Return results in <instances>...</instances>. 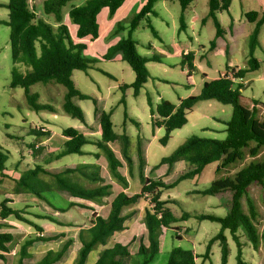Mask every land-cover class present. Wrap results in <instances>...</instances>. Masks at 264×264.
Here are the masks:
<instances>
[{"label": "trees", "instance_id": "trees-1", "mask_svg": "<svg viewBox=\"0 0 264 264\" xmlns=\"http://www.w3.org/2000/svg\"><path fill=\"white\" fill-rule=\"evenodd\" d=\"M74 0H44L43 11L47 15H52L54 24L38 17L36 7L31 6L30 0H8L7 3H0L9 11L8 19L1 22L10 29V51L12 59L10 87L15 89L21 87L25 90L27 102L30 108L36 112L47 110L56 114L57 108L50 104H40L39 94L31 93L30 87L41 83L44 85L54 84L66 88L62 110L68 116L79 120L82 124L88 125L83 110L76 104V100H92L95 115H99L101 133L99 137L87 136L74 127L65 128L62 135L66 138L63 148L57 154L50 155L49 162L58 160L67 155L93 156L96 160L104 156L108 162V168L113 181L122 187L123 191L115 194L109 203L107 215L94 214L89 226L79 231L78 239L81 244L78 251L76 264H86L91 252L100 245L106 246L117 233L126 229V221L133 217V212L123 213L126 208L137 204L145 198L150 208L146 209L144 224L146 235L140 239L139 248L136 255H131L127 246L116 243L112 247L104 248L98 260L94 264H133L136 257L140 258L138 264H151L160 253V236L162 230H174L175 237L182 239L177 231L180 227H175L179 221H186L192 215L184 212L177 217L168 207L169 203L178 204L176 200H163V193L175 188L180 182L192 179L202 174L204 169L213 163H217L216 178L211 185L196 193L210 196H217L220 202H224L228 213L223 216L213 214H199V220H208L220 225V231L212 237L207 245L204 258L209 259L211 246L215 242L220 244L221 262L228 263L230 246L226 232H230L233 241L237 246V264H247L244 259L243 247L248 245L252 250L259 252L264 246V224L260 228L261 213L256 200L251 195V187L257 185L264 189V120L258 116L257 100L245 97L242 94L244 88L243 81L251 72L260 69V62L255 57V50L259 45L261 28L264 25V0H261L262 12L251 11L245 14L248 21L253 22L255 27L249 36V60L245 68L227 67L226 71L218 78L205 81L199 94L190 95L181 99L178 104L162 99L155 107L152 98L148 95V104L151 107L152 125L157 128H164L165 135L161 142L165 144L171 139L175 130L183 128L188 123V115L201 101L216 100L222 104H230L233 111L229 120L224 121L226 125L225 139H213L193 135L180 145L170 156L161 161L162 164L174 165L179 161H187L192 164V168L182 173L174 182L166 183L162 179H151L144 174L145 158L142 147L138 145L139 177L141 189L138 193L128 195L125 190L129 188L126 176L120 172L121 160L111 148V143H121V149L127 160L129 173H132V160L126 155L129 145V137L126 134L119 135L114 130L112 121L113 109L101 111L98 107V100L81 91L72 78L74 71L88 72L92 69L100 70L98 66L102 60L110 61L117 54L122 56L135 73V81L131 86L133 95L139 96L141 90L151 79V73L147 64L151 61H158L156 55L145 56L138 52L139 41L134 37L135 30L142 21H146V27L150 29L155 37H159L157 30L150 22V16L156 15L155 4L160 0H146L141 11L131 19L117 24L113 35L128 30L126 37H122L115 45L109 47L102 56V60L89 58L84 51L87 45L83 42L75 43L69 32L68 26L64 23L63 9L68 3ZM182 14L180 16V28H184L185 10L194 0H178ZM233 0H210L209 16L213 18L216 28L215 38L211 45L214 46L216 40L222 37L224 30L217 17V13L228 11ZM125 0H87L83 5L72 7L69 10L70 21L76 25V38H90L95 40L99 37L98 15L103 8H108L110 17H113L117 10L123 5ZM151 49V45H146ZM183 64H187L190 71L195 69L193 64V53L184 55ZM22 66L26 67V72H22ZM102 71V70H101ZM109 77V73L103 71ZM191 73V72H190ZM188 76H190L188 74ZM123 103L124 100L121 99ZM129 118L125 111V122ZM137 126L134 119H131ZM33 134L43 135L44 132L33 130ZM86 146H92L94 150H88ZM35 149V146H31ZM41 151V150H40ZM40 151L37 153H40ZM8 155L0 146V175L6 171ZM44 173L53 177V188L59 193L68 194L71 198L83 201H90L98 205H103L104 200L113 195V186L107 183L101 173V166L97 163H87L66 167L61 172L52 173L49 170L37 166L33 170L26 172L29 174ZM22 189L19 192H29L44 200L52 208L60 213H65L72 207L88 208L79 202H67L64 206L57 208L50 200L51 195L46 193V189L52 190L48 182L42 180L45 191H38L27 183V178L21 177L14 180ZM89 182L92 187L85 186L82 182ZM227 198V202H225ZM11 200L5 199L0 203V219H8L13 216L22 221L39 233L43 228L24 216L26 212L13 209L9 206ZM90 209V208H88ZM28 214V213H27ZM34 218L49 220L57 225H70L61 221L51 214H31ZM1 226V225H0ZM58 236H41L29 239L22 245L17 264H24L28 257V247L38 241H51ZM13 239L11 234L0 232V259L8 252V243ZM148 241V244L146 243ZM242 240L245 241L242 242ZM73 242L68 241L58 252L49 251L38 264H55L60 261ZM197 256L193 250L175 247L168 253L165 264H198Z\"/></svg>", "mask_w": 264, "mask_h": 264}, {"label": "rangeland", "instance_id": "rangeland-1", "mask_svg": "<svg viewBox=\"0 0 264 264\" xmlns=\"http://www.w3.org/2000/svg\"><path fill=\"white\" fill-rule=\"evenodd\" d=\"M43 1L30 0V4L36 7L38 17L54 24L53 16L47 15L43 11V6H41ZM85 1L87 0H74L64 7L63 12L68 13L71 6H81ZM193 6L196 7V14L201 15V18L196 20V26L180 32V37L183 44L186 42L184 45H188V48L192 50L190 52L193 53V59H195V69L190 71L188 65L183 64L182 57L175 54L174 50L175 44L178 43L177 28L180 25L179 16L181 8L179 3L176 2L173 13V8L172 11L168 12L165 4L160 1L155 5V10L158 12V15L150 16V22L158 32H161L160 34L163 40L161 41V39L153 36L150 29L146 27V21L141 22L136 33L138 39L143 41L145 45L155 44L153 53L159 57L158 61H152L147 64L151 73V79L141 90L139 96L135 97L133 95V89L131 87H124V90L121 89V85L131 86L135 81L134 71L124 61H102L98 64L100 70H89L88 72L93 74L94 80L96 81L94 84L90 82V79L83 82L82 75L80 77L78 75L75 76L74 80L78 84V88L84 93L93 97L94 95L105 96L110 93V104H103L102 102V107L105 111H109L112 105L114 111L112 121L115 132L119 135L126 134L130 140L126 155L132 160V173H129L127 160L121 149V143L114 144L115 147H113V150L119 153L121 168L126 173L127 179L130 182L129 188L126 189L128 195L138 193L142 186L139 177L138 143L142 146V151L146 156L144 174L154 180L169 179L174 181L180 173L191 169L192 164L187 161H181L175 167L168 164L161 165L160 163L163 158L170 156L193 135L213 139H225L226 137V125L224 121L230 119L233 107L230 104H222L216 100L199 102L189 114L188 123L182 129L174 131L171 139L165 144L161 142V139L165 135L164 128H157L152 125V113L151 107L148 104V95L151 96L154 107L162 99L177 104L180 99L200 93L204 81L218 78L221 73L226 71L228 66L239 68L248 66L249 36L255 24L248 21L245 14L251 11H260V0H235L230 10L222 12L221 17L218 16L220 21L226 27L232 26L233 31L228 33V36L220 37L216 40L214 46L211 45L216 33L214 21L211 17L207 18V20H202L208 14L209 0H198ZM189 12L192 15V11L189 10ZM70 24L73 23L71 22ZM119 33L123 35V31ZM70 36L75 37V34L71 32ZM9 40L10 29L5 26H0V146L8 155L4 174L15 180H20L21 177H25L27 178V183L38 191H45L46 188L42 182V180H45L52 189L49 191L46 189V193L52 196L50 200L56 203L54 200L62 198V201L66 203L65 199L69 201L71 197L66 193L60 196L52 186L54 183L52 176L44 173L27 175L26 172L35 169L37 166H41L52 173H57L72 165H78L84 162H95L101 166V173L106 182L111 183L113 186V195L106 198L104 204L101 205L104 208L100 211V215H107L109 203L113 196L122 190V187L112 180L108 162L104 156L96 160L90 155L80 156L72 154L49 162V156L59 153L63 148L66 138L62 135V132L65 128H78L88 136L97 134L99 131V115H95L94 112L93 116V101H75L83 110L86 119L90 120L89 125L86 126L79 120L63 112L62 104L66 92L65 87L38 83L30 87V92L39 94L40 99L38 102L40 104L53 105L57 108L58 112L54 114L47 110H41L40 112L32 110L27 102L25 90L21 87L15 89L10 87L13 63L11 51L9 50ZM181 47L184 46L182 45ZM145 49L148 48L142 46V44L138 45V52L141 55ZM161 50L164 52L162 53ZM255 57L260 62V69L249 73L243 81V83L246 81L243 88V95L250 99H256L261 103L258 109V116L264 120V25L261 28L259 45L255 50ZM21 69L22 72H26L27 70L24 66ZM163 69H167V72H164ZM103 71L114 73L113 78L106 75ZM190 72L192 74L189 77L188 74ZM119 79H121L122 83L120 85L117 83ZM91 86H93L92 89L90 88ZM121 99L124 100L123 103ZM125 111H127L129 116L126 122ZM131 119L139 123V126ZM205 127L207 129H203ZM33 130L44 133L43 135H35L32 133ZM32 145L35 146V149L31 147ZM117 146L119 149H117ZM86 148L88 150L95 149L92 146H86ZM37 150L38 152L41 150L40 153H37ZM170 168H172L171 172H169ZM216 168L217 163L210 164L204 169L202 174L192 179L184 180L175 188L163 193V200L172 199L178 201V204H168V207L176 216L180 217L184 212H188L192 217L186 221H179L174 224L175 227H180L179 231H177L179 235L181 237L186 236L182 239L175 237L174 230H162L160 236V240L162 239L163 242L162 253L151 264H165L168 253L175 247L193 250V242L191 243L188 238L195 240V250L201 253L198 254L200 256L198 259L199 264H222L221 248L218 242L212 244L210 258L206 259L203 257L209 240L220 231V225L216 222L196 218V215L199 214H213L223 217L228 213L225 205H223L224 202H220L217 196L196 193V191L204 190L211 185L212 181L216 178ZM122 169L121 172H123ZM165 173H168V176H163ZM0 178L2 179V177ZM11 179L3 177L2 181H4L0 182V194L2 192L7 195L8 199L15 200L16 202L9 203L10 207L26 212L24 216L32 219L34 222L39 221L42 223L48 230V233L56 232L61 228L49 220L36 219L32 215L30 216V210L34 209L39 213L52 212L58 217L77 221L78 225L86 226H89L88 223H90L94 214H98L93 211L94 206L90 202L89 208L92 207L93 209L73 207L66 213L60 215V212L54 211L48 203L34 194L19 192L22 188ZM82 183L87 187L96 186L85 181ZM251 195L256 200L260 209L261 220L259 225L261 228L264 224V189L253 185L251 187ZM3 198L0 199L1 203L4 201ZM31 198L39 199L40 204L36 205L33 201L29 202ZM224 200L227 202L228 199L225 198ZM94 205L97 206L98 204L94 203ZM149 207V203L141 201L135 206L126 208L123 212L125 214L134 211L136 216L133 218V221L138 222V225L143 228L145 235L146 227H143L144 215L145 210ZM8 219L18 224L15 227L16 233L24 237L25 240L37 235V230L30 225L17 220L13 216ZM227 234L230 246V255L227 264H237V246L230 232L227 231ZM242 242L245 244L244 240ZM146 243L148 244L147 240ZM97 248L95 249L96 251H98ZM96 251H92L91 257L86 264L92 263V260L97 254ZM243 252L247 264H264V246L259 252H256L248 245H245ZM77 258L78 252L76 258L73 254L68 255L66 263L76 264ZM139 261L140 258L136 257L133 264H138Z\"/></svg>", "mask_w": 264, "mask_h": 264}, {"label": "crops", "instance_id": "crops-1", "mask_svg": "<svg viewBox=\"0 0 264 264\" xmlns=\"http://www.w3.org/2000/svg\"><path fill=\"white\" fill-rule=\"evenodd\" d=\"M162 1L165 6H166V10L168 12L172 11V8H173V13L175 11V5H176V2L179 3L178 0H160ZM158 1V2H160ZM210 1V0H209ZM235 0L232 1L231 3V6L233 4ZM8 0H0V3H7ZM86 2V1H85ZM198 2V0H194L192 1L187 9L185 10V24H184V28H180V25L179 27L177 28V37H178V43L175 44L174 46V50H175V54L181 56L183 58L184 55H187L189 53H191L190 51H192L191 49L188 48V45H184L186 42H184L183 44V41L180 37V32L182 31H185L187 28H192L194 26L197 25V22L196 20L201 18V15H198L196 14V7L193 6L194 3ZM146 3V0H125V2L123 3V5L117 10V12L114 14L113 17H110L109 15V10L108 8H103L100 12V14L98 15V23H99V37L95 40H91L90 38H85V39H78L76 38V35L75 37L71 36L72 37V40L75 42V43H79V42H83L87 45V48L86 50L84 51V53L86 54V56H89V57H93V58H97L99 60H102V56L107 52V50L109 49V47L115 45L122 37H125L127 34H128V30H125L123 31V35H120L119 34H116V35H113L114 33V30L116 29V26L118 23L120 22H124V21H127L129 20L130 18H132V16H135L136 14H138L141 9L143 8V6L145 5ZM260 3H261V0H260ZM157 4V3H156ZM155 4V5H156ZM180 5V3H179ZM40 6V5H39ZM38 6V7H39ZM42 6V5H41ZM231 6L229 8V10L231 9ZM261 6V5H260ZM73 6H71L72 8ZM70 8V9H71ZM180 8H181V5H180ZM154 10H155V6H154ZM189 10L192 11V15H190L189 13ZM156 11V10H155ZM222 12L224 11H221L219 13H217V17H221L222 15ZM258 12H262V8L260 9V11ZM182 14V8L180 10V16ZM8 15H9V11L7 8L5 7H1L0 6V21L3 22V21H6L8 19ZM158 15V12L156 11V15H152V16H157ZM151 16V17H152ZM180 16H179V19H180ZM209 10H208V14L205 16V18H203L202 20L209 18ZM218 17V19H219ZM213 19V18H212ZM214 21V20H213ZM220 21V19H219ZM180 22V20H179ZM64 23L68 26L69 28V32L71 34V32H73L74 34H76V30H77V27L76 25L74 24H70L71 21H70V18H69V11L68 13H64ZM221 26L224 30V34L222 37H225V36H228V33H231L233 31L232 29V26H229V27H226V25H224L221 21ZM0 26H5V27H8L6 26L5 24H0ZM140 26V25H139ZM9 28V27H8ZM180 29V30H179ZM138 31V28L135 30L134 32V37L139 41V44H142V46H145L146 48H148L145 43H143V41H141L140 39H138V37L136 36V33ZM158 32V31H157ZM161 32L159 31L158 34H159V37H157V39H161V41L163 40L162 39V35L160 34ZM216 34V33H215ZM220 38V37H219ZM218 38V39H219ZM191 39V37H190ZM217 39V40H218ZM192 40V39H191ZM138 44V45H139ZM151 45V49L148 48V49H145V51H143L142 55H145V56H152L154 55V50H155V44L152 43L150 44ZM184 46V47H181V46ZM184 48V49H183ZM10 50V49H9ZM186 53H185V52ZM161 52L163 53L164 51L161 50ZM197 52V51H196ZM165 54V53H164ZM196 54V53H195ZM171 55V54H170ZM104 61V60H102ZM101 61V62H102ZM110 61H123L122 60V56L120 54H117L112 60ZM152 62V61H151ZM195 62V59H193V64ZM91 71H98L97 69H92ZM164 72H167V69H163ZM108 73V72H107ZM224 73V72H223ZM112 78L114 76V73H109ZM192 73H189V75H191ZM222 74V73H221ZM78 75L80 77V75L83 76V82L87 79H90L91 83L94 84L96 81L94 80V76L93 74H90L89 72H83V71H74L73 72V75H72V78L73 80L75 79V76ZM190 77V76H189ZM116 81V80H115ZM207 81V80H206ZM210 81V80H209ZM205 82V81H204ZM74 83L75 85L78 87V84L75 82L74 80ZM117 83L120 85L122 84L121 83V79H119L117 81ZM244 85L246 84V81L243 83ZM89 88V87H88ZM91 89L93 88V86L90 87ZM242 91V94H243V89L241 90ZM109 95H105V96H98V95H94V97L98 100V107H99V110L100 111H105L104 108L102 107V102L103 104H110V93H108ZM199 94V93H198ZM181 100V99H180ZM179 100V101H180ZM256 100V99H254ZM77 101V100H76ZM80 101V100H78ZM77 101V102H78ZM76 102V103H77ZM259 102V101H258ZM179 103V102H178ZM177 103V104H178ZM260 103V102H259ZM261 104V103H260ZM260 104L257 106V108L259 109L260 107ZM94 105V104H93ZM264 105V104H263ZM116 108V107H115ZM111 109H113L112 105H111ZM114 112V111H113ZM93 116H94V110H93ZM189 116V115H188ZM87 120V124L90 123V120L89 119H86ZM99 122V121H98ZM89 125V124H88ZM78 129V128H77ZM182 129V128H181ZM203 129H207V127L203 128ZM179 130V129H178ZM176 131V130H175ZM100 133H101V129H100V123H99V131L97 132V134H91L93 136H96V137H99L100 136ZM85 134V133H84ZM87 135V134H85ZM88 136V135H87ZM118 142L116 143H111L110 146L111 148L113 149L114 144H117ZM139 145V143H138ZM46 147V146H45ZM142 147V146H141ZM117 149L118 146H117ZM94 150V149H93ZM115 154L117 155V157L121 160L120 156H119V153L116 152V150H114ZM144 154V157H145V163H146V156H145V153ZM181 161L179 162H176L174 165H172L173 167H175L177 164H179ZM146 165V164H145ZM74 166V165H72ZM44 168V167H43ZM145 168V167H144ZM46 169V168H45ZM121 167H120V172H121ZM48 170V169H47ZM172 168H170V171L171 172ZM123 171V169H122ZM188 171V170H187ZM187 171H183L182 173L184 172H187ZM124 176L127 177L126 173L123 171L121 172ZM182 173H180L179 175H181ZM178 175V176H179ZM163 176H168V173H165ZM162 176V177H163ZM0 177H6L7 179H11L9 177H7L5 174L3 175H0ZM148 177V176H147ZM167 178V177H166ZM2 179L0 178V182H3ZM11 180H15V179H11ZM164 180L166 183H171V182H174V181H171L169 179H162ZM129 182V181H128ZM130 184V182H129ZM3 191V190H1ZM123 191V190H121ZM126 192V190H125ZM119 193V192H118ZM127 193V192H126ZM28 195V194H27ZM61 196V194H60ZM115 196V195H114ZM5 200V199H8L7 195L2 193L0 194V199ZM163 197V196H162ZM8 200H11V199H8ZM30 201H33L35 202L36 205H39L40 204V200L37 199V198H31ZM56 201V203H54V205L57 206V208H59V206H65V204H67V202H79V203H82V204H85L86 206H88V208L90 207L89 205L92 203H90V201L86 202V201H83V200H77V199H74V198H71L69 199V201H67L65 199V202L64 203L62 201V198H59L58 200H54ZM83 201V202H82ZM141 201H145L148 203V201L143 198L141 199L138 203H140ZM16 202L15 200H11L10 204L11 203H14ZM1 203V202H0ZM137 203V204H138ZM9 204V206H10ZM135 204V205H137ZM91 205L94 206V209L91 207L90 209H93L94 212H97L98 214L97 215H100V211L104 208V206H95L94 203H92ZM134 205V206H135ZM32 207V206H31ZM52 208V207H51ZM73 208V207H72ZM87 208V209H88ZM150 208V207H149ZM31 209V208H30ZM54 211H57L55 208H52ZM148 209V208H147ZM70 210V209H69ZM68 210V211H69ZM31 213H29V215L31 216V214H34V213H39V212H36L34 209L30 210ZM146 211V210H145ZM58 212V211H57ZM109 212V210H108ZM59 213V212H58ZM66 213V212H65ZM39 214H51V215H54L55 217H58L56 214L52 213V212H46V213H39ZM62 213H60L61 215ZM108 214V213H107ZM136 214L134 213L133 217H131L130 219H128L125 223L126 225V229L124 231H121V232H117L115 233L112 238H110L108 244L106 246H102L100 245L97 249L98 251H96V256L94 257V259L92 260V263L91 264H94L99 256H100V253L101 251L106 248V247H112L114 246L116 243H119V244H122L123 246H127L128 249H129V252L131 255H136L137 252H138V242H140V239L144 236V233H143V228H141L139 225H138V222H134L133 221V218H135ZM178 217V216H177ZM61 221L63 222H67L69 223L70 225H66V226H61V225H58L60 226V230H57L56 232H53V233H48V230L42 225V223H40L39 221L38 222H35L36 224L40 225L42 228H43V232L42 233H37V235L31 239H34L36 237H41V236H58L56 239H53L51 241H38V242H35L33 245H31L30 247H28L27 251H28V257H26L23 261L24 264H38L44 257L45 255L47 254V252L49 251H55V252H58L60 251L64 244L68 241H72L73 243L71 244V246L69 247L68 251L65 253V255L63 256V258L56 262L55 264H68L66 263V258L68 257V255H74L75 258H76V255H77V252L79 251L80 249V242H79V239H78V234H79V231L82 229V228H85V227H88L86 225H78V222L77 221H73V220H67V219H64L62 217H58ZM30 219V218H29ZM38 219V218H36ZM32 220V219H30ZM33 221V220H32ZM22 222V221H21ZM34 222V221H33ZM89 224V223H88ZM0 232L1 233H7V234H11L13 236V239L10 243H8V252H5V253H2L3 254V259H0V264H17V261H18V255H19V251L22 247V245L24 244V242L26 241L24 237L18 235L16 232V225H18L15 221H12V220H9V219H0ZM32 227V226H31ZM143 227L144 226V223H143ZM36 230V229H35ZM75 231V232H74ZM226 235L228 237V234L226 232ZM186 236H183L182 238H184ZM195 239V237H193ZM30 239V238H29ZM27 239V240H29ZM188 240L193 244V251L194 253L198 256V254H201L199 253L198 251L195 250V240H192L190 238H188ZM161 243H160V253L159 255L162 253V248H163V242H162V239L160 240ZM228 242H229V238H228ZM134 248V250H133ZM92 253V252H91ZM91 257V254L89 256V258ZM198 259H196L197 263H198ZM199 264V263H198Z\"/></svg>", "mask_w": 264, "mask_h": 264}, {"label": "built area", "instance_id": "built-area-1", "mask_svg": "<svg viewBox=\"0 0 264 264\" xmlns=\"http://www.w3.org/2000/svg\"><path fill=\"white\" fill-rule=\"evenodd\" d=\"M44 130V129H43Z\"/></svg>", "mask_w": 264, "mask_h": 264}]
</instances>
